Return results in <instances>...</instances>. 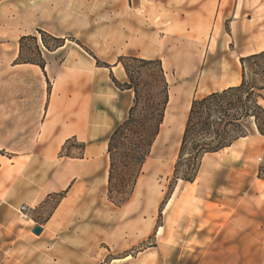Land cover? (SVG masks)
Masks as SVG:
<instances>
[{
    "label": "rangeland",
    "instance_id": "374dc122",
    "mask_svg": "<svg viewBox=\"0 0 264 264\" xmlns=\"http://www.w3.org/2000/svg\"><path fill=\"white\" fill-rule=\"evenodd\" d=\"M80 1L88 21L80 35L37 31L19 42L16 61L0 67L6 116L17 113L0 127V264H264V138L252 121L228 152L202 158L192 182L181 180L184 167L174 175L191 102L238 86L240 59L264 51V0ZM65 42L61 54L46 56ZM71 49L85 65L122 66L125 77L115 69L111 80L125 113L109 127L111 154L103 153L95 173L32 205L30 194L44 182L48 189L63 182V167L10 174L9 165L31 152L28 135L40 130ZM12 53L7 46L6 59ZM46 62V81L30 68L11 74L12 64ZM63 91L57 104L69 111L78 99L70 87ZM81 156L72 140L57 154L60 163Z\"/></svg>",
    "mask_w": 264,
    "mask_h": 264
},
{
    "label": "crops",
    "instance_id": "0c3cea01",
    "mask_svg": "<svg viewBox=\"0 0 264 264\" xmlns=\"http://www.w3.org/2000/svg\"><path fill=\"white\" fill-rule=\"evenodd\" d=\"M117 1L121 7H124L125 3L128 4V0ZM59 12H62L61 15L63 16L60 20ZM87 22L84 7L80 0H34L22 6H0V67L5 66L6 60L13 63L18 59L21 38L30 37L37 31H43L47 34H49L48 31L55 34L71 32L68 35L77 37L85 29ZM125 22L127 25L133 23L131 17L126 18ZM51 36L61 38L63 41H66L65 36L67 37V35ZM7 46L13 49V53L9 54L6 59ZM111 46L113 47V45ZM164 47H162L163 53L165 52ZM65 49L66 42L65 45L62 44L55 50L46 52V56L53 59ZM77 55L79 54L73 49L65 52L64 62L55 76L57 93L54 96V102L47 104L41 111L40 115L43 120L40 124V130H35L34 133L28 135L27 140L30 143L31 152L19 155L16 158L17 161L9 165L10 174L21 173V170L24 171L27 168L32 169L34 165L40 166L43 170L51 167L53 172L63 167L61 174L64 179L69 178L68 182L65 184V182L56 180L53 183L56 189H48V182H44L39 187L38 192L30 194L29 202L32 205L41 203L49 195L63 191L78 178L95 173L100 168V159L103 153L107 151V140L105 141L104 137L111 124L119 118V112L125 113V100L123 99L119 103V98L123 92L118 91L111 80L113 78L111 77L112 72L115 69L120 70L121 75L123 74L125 77L122 66L120 64L111 67L109 65L97 66L94 62L90 63L89 66L76 60ZM179 58L186 60V57ZM50 65L51 63L46 62L43 72L37 64L16 63L12 64L13 71L11 74L20 75L22 68H30L29 70L35 78L46 81V78H49L47 68ZM103 71L105 73H101ZM233 84L223 89L237 85ZM5 85L4 78L0 81V95L1 92L5 91ZM69 87L73 91L71 100H78L71 104L72 107L69 111H65L57 102L59 96H63V90ZM4 100V97H0V127L8 124L7 118L9 120V118L17 116V113L11 117L6 116ZM36 119L37 116L35 115L34 120ZM31 122L29 121L30 124ZM71 140L82 147V156L69 162L60 163L57 154ZM2 148L3 146L0 145V151ZM230 149L231 147L220 152L225 153Z\"/></svg>",
    "mask_w": 264,
    "mask_h": 264
},
{
    "label": "trees",
    "instance_id": "16d2710c",
    "mask_svg": "<svg viewBox=\"0 0 264 264\" xmlns=\"http://www.w3.org/2000/svg\"><path fill=\"white\" fill-rule=\"evenodd\" d=\"M59 46L61 44L55 48ZM35 64L44 70L42 63ZM240 64L242 72L238 86L210 93L194 99L190 104L174 166L175 176L184 167L181 180L185 182L195 179L205 155L229 148L246 137L249 121L253 122L258 134L264 137V109L259 104V93L264 91V51L240 59ZM111 138L107 150L109 154L112 149ZM146 157L142 154L140 159L144 161Z\"/></svg>",
    "mask_w": 264,
    "mask_h": 264
},
{
    "label": "bare ground",
    "instance_id": "6f19581e",
    "mask_svg": "<svg viewBox=\"0 0 264 264\" xmlns=\"http://www.w3.org/2000/svg\"><path fill=\"white\" fill-rule=\"evenodd\" d=\"M57 93V85H55V87H54V94H56ZM173 95L172 96H170V99H169V103L170 102H173ZM223 152V151H222ZM221 153V152H220ZM226 153V152H225ZM69 178L68 177H66L64 180H63V182H67V180H68Z\"/></svg>",
    "mask_w": 264,
    "mask_h": 264
},
{
    "label": "water",
    "instance_id": "95a60500",
    "mask_svg": "<svg viewBox=\"0 0 264 264\" xmlns=\"http://www.w3.org/2000/svg\"><path fill=\"white\" fill-rule=\"evenodd\" d=\"M42 232V229L39 228V227H34L33 230H32V233L35 234V235H40Z\"/></svg>",
    "mask_w": 264,
    "mask_h": 264
},
{
    "label": "built area",
    "instance_id": "2783aa9c",
    "mask_svg": "<svg viewBox=\"0 0 264 264\" xmlns=\"http://www.w3.org/2000/svg\"><path fill=\"white\" fill-rule=\"evenodd\" d=\"M24 211H26L25 207H22V208H20V210H19V212H24Z\"/></svg>",
    "mask_w": 264,
    "mask_h": 264
}]
</instances>
